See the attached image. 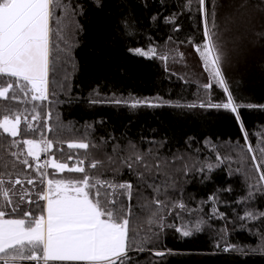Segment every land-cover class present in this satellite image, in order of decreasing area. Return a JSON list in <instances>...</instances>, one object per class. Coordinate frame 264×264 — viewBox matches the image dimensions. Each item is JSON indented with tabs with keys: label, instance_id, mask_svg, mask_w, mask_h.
Segmentation results:
<instances>
[{
	"label": "trees",
	"instance_id": "16d2710c",
	"mask_svg": "<svg viewBox=\"0 0 264 264\" xmlns=\"http://www.w3.org/2000/svg\"><path fill=\"white\" fill-rule=\"evenodd\" d=\"M60 2L67 11L53 10L49 99L35 102L41 118L31 120L33 102L27 98L23 103L0 99V118L7 108L23 112L33 125L34 131L28 130L22 120L15 140H51L53 147L41 152V163L55 156L72 167L84 159L86 170L102 180L133 183L132 200L119 197L131 210L124 264H264V181L255 168L264 161V107H259L264 105V0H205L203 8L199 0ZM205 12L225 82L241 105L239 120L227 109L211 107L227 102L228 93L201 56L207 43ZM135 49L155 51L140 56ZM136 101L142 103L132 107ZM0 140L13 138L0 130ZM81 141L89 143L87 151L67 146ZM12 152H26V146L0 143V178L5 187H11L9 179L36 181L15 189L31 192L34 203L22 202L21 208L37 215L46 202L36 194L47 179L82 175L44 167L42 178L36 161L20 156L33 165L28 168ZM134 153L150 164L170 162L168 207L161 206L157 217L152 215L156 205L142 207L155 195L143 184L137 187L135 172L144 169L134 164L130 170L124 162ZM93 160L102 166L91 169ZM145 178L153 183L147 173ZM163 179L162 172L155 182ZM167 225L187 226L193 234L184 237ZM158 251L165 254L155 255Z\"/></svg>",
	"mask_w": 264,
	"mask_h": 264
},
{
	"label": "snow or ice",
	"instance_id": "6c2138e0",
	"mask_svg": "<svg viewBox=\"0 0 264 264\" xmlns=\"http://www.w3.org/2000/svg\"><path fill=\"white\" fill-rule=\"evenodd\" d=\"M203 8L205 0H199ZM67 6L60 0H0V99L5 101L24 102V98L33 102L31 120H39L40 113L36 110L35 102L43 104L49 99V72L50 57L52 54V30L53 10ZM207 12H205V36L207 43L204 44L201 56L205 67L211 68L214 79L228 93L227 102L213 104L211 107L227 109L236 114L239 120L237 104L227 87L220 62L221 54L217 44L213 40L215 35L208 27ZM59 18H57V22ZM213 27L215 21L212 20ZM137 55L149 56L154 54L142 49L133 50ZM166 58V57H164ZM211 87V85H206ZM22 95H17V93ZM142 103L136 101L132 107ZM156 106V105H151ZM200 107H204L203 104ZM247 107H257L247 105ZM264 107V105L259 106ZM0 118V130L13 138L9 143L0 140V143L9 144L10 147L19 148L26 146V152H12L11 155L19 163L28 168L33 165L27 158L20 159V156L31 157L35 164V171L43 178L45 173L41 172L44 167H51L57 173L82 174L79 178L73 179H47L46 188H42L36 195L39 200L45 201L41 212L37 215L31 210L22 209L21 203L32 204L31 192L25 190L20 192L15 189L16 185L23 186L24 183L34 185L36 181L32 178L22 180L20 178L6 181L0 178V197L3 204L0 205V264H22L25 261L36 262V264H49V262H64V264H124L128 256L129 243V219L131 210L119 197L124 196L130 202L133 197L134 185L132 182H112L102 180L98 175L91 174L86 170L84 159L70 167L65 162H59L55 156L41 160V152L47 153L53 147L51 140L22 139L15 138L21 135V122H25L28 130H33L29 117L23 112L11 111L7 108ZM51 119V114H47ZM243 127V125H241ZM51 131V128L47 129ZM42 135V134H41ZM247 139V133H245ZM68 148L82 149L87 151L90 147L86 142H69ZM248 151L252 152L251 145ZM264 153V149L261 150ZM72 157L70 156L69 159ZM251 159L256 161L255 154ZM111 157H109V161ZM126 166L131 170L133 165L143 168L144 171H136L138 177L137 187L143 184L152 189L155 194L153 199L142 207L149 204L156 205L152 212L154 217L159 216L161 206L168 207L166 203L168 191V178L166 169L169 161L157 160L150 164L144 156L134 153L125 161ZM103 164L100 160H93L90 163L91 169H98ZM264 161L255 163V168L260 172V180L264 181V171H261ZM165 179L159 183L155 177L161 173ZM145 173L153 179L149 184ZM44 183V180H41ZM17 196L18 199H13ZM164 196L165 199H159ZM11 207V212L6 211ZM174 207L184 209L183 203H176ZM20 213L19 216L13 214ZM251 213L248 214L251 217ZM163 217H159L162 220ZM157 221L161 229L165 225ZM175 227L174 225H167ZM199 225H197V230ZM182 236L189 237L193 234L192 229L187 226L175 227ZM227 250V249H226ZM165 253L158 251L157 256ZM264 254V251H262Z\"/></svg>",
	"mask_w": 264,
	"mask_h": 264
},
{
	"label": "rangeland",
	"instance_id": "374dc122",
	"mask_svg": "<svg viewBox=\"0 0 264 264\" xmlns=\"http://www.w3.org/2000/svg\"><path fill=\"white\" fill-rule=\"evenodd\" d=\"M150 52V51H149ZM152 55V54H151ZM151 55H149V56H151ZM46 159H48V158H46ZM47 168V170H45L46 172L48 171V169L50 168V167H46Z\"/></svg>",
	"mask_w": 264,
	"mask_h": 264
},
{
	"label": "built area",
	"instance_id": "2783aa9c",
	"mask_svg": "<svg viewBox=\"0 0 264 264\" xmlns=\"http://www.w3.org/2000/svg\"><path fill=\"white\" fill-rule=\"evenodd\" d=\"M45 170H47V168L45 167Z\"/></svg>",
	"mask_w": 264,
	"mask_h": 264
},
{
	"label": "bare ground",
	"instance_id": "6f19581e",
	"mask_svg": "<svg viewBox=\"0 0 264 264\" xmlns=\"http://www.w3.org/2000/svg\"><path fill=\"white\" fill-rule=\"evenodd\" d=\"M46 154V153H45ZM49 157V156H48ZM24 263V262H23Z\"/></svg>",
	"mask_w": 264,
	"mask_h": 264
},
{
	"label": "crops",
	"instance_id": "0c3cea01",
	"mask_svg": "<svg viewBox=\"0 0 264 264\" xmlns=\"http://www.w3.org/2000/svg\"><path fill=\"white\" fill-rule=\"evenodd\" d=\"M19 264V263H18Z\"/></svg>",
	"mask_w": 264,
	"mask_h": 264
}]
</instances>
